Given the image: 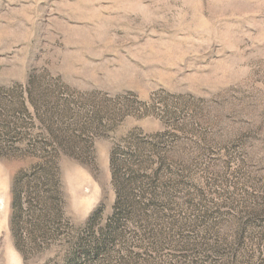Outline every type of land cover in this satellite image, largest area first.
Returning a JSON list of instances; mask_svg holds the SVG:
<instances>
[{"label":"rangeland","instance_id":"obj_1","mask_svg":"<svg viewBox=\"0 0 264 264\" xmlns=\"http://www.w3.org/2000/svg\"><path fill=\"white\" fill-rule=\"evenodd\" d=\"M0 264H264V0H0Z\"/></svg>","mask_w":264,"mask_h":264}]
</instances>
